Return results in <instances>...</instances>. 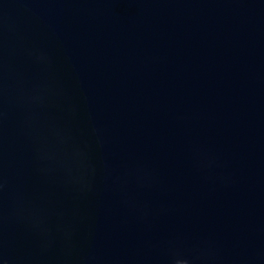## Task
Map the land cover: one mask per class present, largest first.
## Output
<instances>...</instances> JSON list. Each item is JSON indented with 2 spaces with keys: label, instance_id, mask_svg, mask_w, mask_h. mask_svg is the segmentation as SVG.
Returning <instances> with one entry per match:
<instances>
[{
  "label": "water",
  "instance_id": "obj_1",
  "mask_svg": "<svg viewBox=\"0 0 264 264\" xmlns=\"http://www.w3.org/2000/svg\"><path fill=\"white\" fill-rule=\"evenodd\" d=\"M0 264H264V0H0Z\"/></svg>",
  "mask_w": 264,
  "mask_h": 264
}]
</instances>
